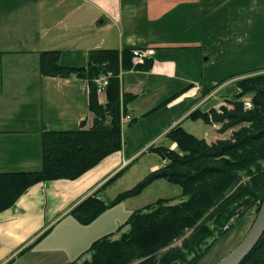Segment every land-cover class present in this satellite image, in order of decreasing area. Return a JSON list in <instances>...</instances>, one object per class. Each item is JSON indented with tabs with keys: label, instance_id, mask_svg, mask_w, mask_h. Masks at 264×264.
<instances>
[{
	"label": "crops",
	"instance_id": "0c3cea01",
	"mask_svg": "<svg viewBox=\"0 0 264 264\" xmlns=\"http://www.w3.org/2000/svg\"><path fill=\"white\" fill-rule=\"evenodd\" d=\"M210 1L216 2L26 0L25 29L30 33L25 40L32 43L31 47H42L40 52L59 51L62 58L65 52L76 55L60 60L62 66L86 67L88 55L94 50L152 49L154 55L149 59L152 61L150 70H123L121 74L122 92L136 96L127 106V115L123 118V149L78 180L32 186L13 207L1 213L0 250L6 244L15 248L20 246L17 250L0 251V264L15 260L23 249L31 246L56 221L66 218L77 204L129 165L142 150L160 142L167 145L168 131L179 124L184 128L189 115L196 109L207 112L225 103L226 97L221 98L218 89L203 96L208 89V80L197 52L201 50L202 56L211 57L204 48L209 39L205 16L210 12L207 7ZM32 63L31 71L25 73L28 78L25 86L29 97L35 98L27 108L32 114V126L28 125L27 129L33 131L15 130L10 122L0 120V173L40 171L41 135L45 129L75 130L81 128L83 121L88 128L93 121L87 81L75 75L68 79L44 77L38 70V61L32 59ZM8 74L11 80L14 79V73ZM175 95L178 96L171 103L153 112ZM127 117L130 120L124 121ZM152 126L158 128L157 135L149 130ZM215 129L200 137L210 142ZM144 143L145 147L142 146ZM175 147L171 146L172 149ZM165 164L163 162L162 166ZM162 166H154L151 172ZM100 197L104 200L102 194ZM49 218L52 219L50 224L44 227ZM40 221L44 228L31 235L33 229L30 227ZM96 240L98 238L69 257L52 243L41 249V255L28 264H72L75 257Z\"/></svg>",
	"mask_w": 264,
	"mask_h": 264
},
{
	"label": "trees",
	"instance_id": "16d2710c",
	"mask_svg": "<svg viewBox=\"0 0 264 264\" xmlns=\"http://www.w3.org/2000/svg\"><path fill=\"white\" fill-rule=\"evenodd\" d=\"M133 51H91L87 66L83 68L62 66L59 51L41 53L39 70L43 76L68 79L75 75L87 81L89 111L93 121L88 128L83 121L81 128L76 130L45 129L40 171L0 173V214L13 207L32 186L59 180H78L123 149V118L127 115V106L136 96L122 92V71H148L152 66L151 60L134 66ZM109 73L112 76L105 93L100 96L94 81ZM223 83L206 89L203 96L210 95ZM235 83L239 92L228 100L231 108L223 104L207 112L196 109L188 117L193 121L202 120L207 125H220L221 133L234 130L230 140L209 144L206 139L189 133L179 124L167 133L169 145L147 148L162 158L166 163L164 166L106 203L100 197L102 189L117 178L123 172L121 170L70 211L69 214L81 225H89L107 210L141 195L159 180L180 187L181 197L187 198L172 207L164 206L171 200L161 199L154 204L159 207L155 210H151L153 206L150 205L133 212L114 232L91 244L83 253H91V260L84 264H197L213 246L199 253L208 239L217 232L219 237L223 236L233 222L255 206L259 214L264 203V70L245 73ZM250 94L253 107L247 110L242 99ZM176 96L162 102L153 112L171 103ZM174 144L176 148L171 149ZM244 173L250 176L249 180L245 181ZM125 226L130 229L120 239L111 241L114 233ZM45 234L21 254L34 247ZM181 240V247H173ZM190 255L194 257L189 260ZM241 264H264V235Z\"/></svg>",
	"mask_w": 264,
	"mask_h": 264
},
{
	"label": "rangeland",
	"instance_id": "374dc122",
	"mask_svg": "<svg viewBox=\"0 0 264 264\" xmlns=\"http://www.w3.org/2000/svg\"><path fill=\"white\" fill-rule=\"evenodd\" d=\"M217 2L224 3L218 4ZM25 3L26 0H0V51H2L0 53V120L10 122L15 130H30L31 133L33 130L27 129V126H32V114L29 112L30 109L27 108L28 104L32 103V99L33 102L35 101V98L29 97V92L26 90L25 84L28 78L25 73L31 71L32 59L38 61V67H40V55L42 53L40 50L42 47H31L32 43L25 40L30 33L25 29V13L27 12ZM207 7L210 9L209 15L206 13L207 16H205L208 19L209 39L204 48H207V52L211 54V57L208 59L207 55L202 56L200 50L197 52L199 63L204 67L208 88L232 79L217 88V92L220 91V97H226L224 104L231 108L228 105V100H232L239 92L235 80L245 73L264 70V0H216V2H208ZM43 48L46 47L43 46ZM31 50H36L38 53L28 54L27 51ZM64 55L63 58L60 57V60L66 57H76L74 53L65 52ZM8 73H11V75L14 73L15 75L12 76L14 79L11 80ZM245 101L253 102L252 95H247L242 99L243 105ZM208 126L202 120L193 121L191 119L184 124V128L188 132L196 134L198 137L202 136V133L214 131L216 128L211 141H207L209 144L232 138L234 130L221 133L220 125L212 124L210 127ZM149 130L153 135H157L159 132L156 126L149 127ZM145 144L142 146L145 147ZM158 145H166V142H160L155 146ZM167 145H169V142ZM140 153L129 165L122 169L123 172L117 178L102 189L101 194L106 203L112 202L119 194L135 187L151 173L154 166L163 165V160L159 155L151 153L147 149L142 150ZM40 165L42 169V135ZM262 166L264 168V163H262ZM242 176H244L245 181L249 180L250 176L246 173ZM161 199L171 200L164 204L167 207L180 205L187 200V198L181 197L180 187L165 180L156 181L147 187L141 195L122 201L117 206L104 212L89 225H81L71 214H68L66 218L62 217L40 235L42 236L48 231L34 247L18 254L15 260L10 259L6 264L9 262L11 264L33 262L39 254L41 255V249L47 248L52 243L59 246L66 256H72L77 250L85 249L91 240L100 239L110 231L114 232L127 221L133 212L150 205L153 206L151 210L159 208L154 204ZM257 209L258 207H253L244 216L233 222L231 229L223 236L219 237V232H217L212 238L208 239L206 244L200 248L199 253L202 254L208 246L212 244L213 246L197 264H219L228 257L252 228L258 216ZM51 220L49 218L45 224L43 223V226L46 227ZM41 222H36L30 227V229H33L31 235L36 234L38 230H41L40 228H44ZM129 229L128 226H125L120 232L114 233L111 241L120 239V236ZM227 229L228 227L225 228V230ZM47 237L48 240L44 242L43 240ZM182 241H177L173 247H181ZM19 246L17 245L15 248L6 244L0 251L17 250ZM59 256L62 255L59 254ZM91 257V253H82L79 257H75L73 263L84 264V262L90 261ZM193 257V255H190L188 259L190 260Z\"/></svg>",
	"mask_w": 264,
	"mask_h": 264
},
{
	"label": "water",
	"instance_id": "95a60500",
	"mask_svg": "<svg viewBox=\"0 0 264 264\" xmlns=\"http://www.w3.org/2000/svg\"><path fill=\"white\" fill-rule=\"evenodd\" d=\"M264 235V203L244 240L240 245L219 264H241L252 252Z\"/></svg>",
	"mask_w": 264,
	"mask_h": 264
},
{
	"label": "built area",
	"instance_id": "2783aa9c",
	"mask_svg": "<svg viewBox=\"0 0 264 264\" xmlns=\"http://www.w3.org/2000/svg\"><path fill=\"white\" fill-rule=\"evenodd\" d=\"M154 55V51L152 49H135L133 51V58L132 63L134 66L144 65L147 60L152 58ZM112 76L111 73L101 76L100 78L94 81L95 85L97 86V93L98 95L102 96L105 93V90L109 83V78ZM251 101H245L244 106L247 110L252 108ZM130 120L129 117L125 118L124 121Z\"/></svg>",
	"mask_w": 264,
	"mask_h": 264
}]
</instances>
